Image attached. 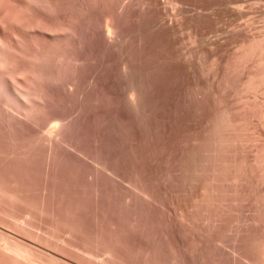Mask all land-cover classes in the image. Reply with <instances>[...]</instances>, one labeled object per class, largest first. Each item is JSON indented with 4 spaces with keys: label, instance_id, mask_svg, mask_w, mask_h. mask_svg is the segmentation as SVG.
Returning a JSON list of instances; mask_svg holds the SVG:
<instances>
[{
    "label": "rangeland",
    "instance_id": "rangeland-1",
    "mask_svg": "<svg viewBox=\"0 0 264 264\" xmlns=\"http://www.w3.org/2000/svg\"><path fill=\"white\" fill-rule=\"evenodd\" d=\"M87 1L0 0L25 103L0 89L24 110L0 109V264H264V57L233 60L264 0H156L168 38L138 1Z\"/></svg>",
    "mask_w": 264,
    "mask_h": 264
},
{
    "label": "bare ground",
    "instance_id": "bare-ground-1",
    "mask_svg": "<svg viewBox=\"0 0 264 264\" xmlns=\"http://www.w3.org/2000/svg\"><path fill=\"white\" fill-rule=\"evenodd\" d=\"M52 1V0H51ZM68 1V0H67ZM72 1V0H71ZM78 1V3H79V1H81V0H77ZM85 2H86V0H84ZM88 1H91V0H88ZM87 1V2H88ZM96 1V0H95ZM94 1V2H95ZM100 1V0H99ZM98 0H97V3L99 2ZM136 1H138V6L136 5V8L137 7H140L139 8V11H142L143 13L145 12V13H148V19H147V27H150V28H153L154 30H155V32H157V33H159L160 35H162L163 37H166V38H168V36H169V34L170 33H172L173 31H174V29H175V25H174V23L173 22H170V21H168V20H166L165 18H163L162 17V10L161 9H158V7L156 6L155 7V5L158 3L156 0H135V2ZM156 1V4L154 3ZM214 1H216V0H214ZM218 1H220V0H218ZM217 1V2H218ZM221 1H225V0H221ZM227 1V0H226ZM235 1V0H234ZM233 1V2H234ZM237 1V0H236ZM241 1V0H240ZM254 1V0H253ZM49 2V1H48ZM57 2V1H56ZM60 2V1H59ZM74 2V1H73ZM72 2V3H73ZM85 2H83V3H85ZM92 2V1H91ZM93 2V3H94ZM105 2V1H104ZM135 2L133 1V0H128V1H126L125 3H122V4H120L121 6H123L124 4V6H125V8H126V13H127V11L130 9V7H132L133 6V3L135 4ZM213 2V1H212ZM239 2V1H238ZM252 2V1H251ZM77 3V4H78ZM81 3V2H80ZM106 3V2H105ZM229 3H230V1H229ZM49 4V3H48ZM47 4V5H48ZM52 4H53V2H52ZM56 3H54V5H55ZM63 4V3H62ZM66 4V6L68 5V4H70V3H65ZM91 4V3H90ZM95 4V3H94ZM102 4H103V2H102ZM107 4V3H106ZM110 4V3H109ZM225 4H226V2H225ZM30 5V4H29ZM51 5V4H50ZM50 5H49V7H50ZM59 5H60V3H59ZM71 5V4H70ZM81 5V4H80ZM85 4H83L82 6H84ZM92 5V4H91ZM105 5V4H104ZM119 5V8H120V10L123 8V7H121ZM234 5V4H233ZM232 5V6H233ZM241 5V4H240ZM259 5V4H258ZM57 6V5H56ZM65 6V5H64ZM69 6V5H68ZM78 6V5H77ZM93 6V5H92ZM107 6V5H106ZM110 6V5H109ZM229 6V5H228ZM231 6V5H230ZM37 7H38V5H37ZM51 7H54V6H51ZM61 7H63V6H61ZM98 7V6H97ZM96 7V8H97ZM172 7V6H171ZM238 7V6H237ZM60 8V7H59ZM58 7H57V9H59ZM67 8V7H66ZM69 8V7H68ZM91 8V7H90ZM100 8V7H99ZM103 8H105V7H103ZM134 8V7H133ZM161 8V7H160ZM217 8V7H216ZM233 8V7H232ZM239 8H241V7H239ZM239 8H237L238 10H239ZM47 9V8H46ZM55 9V8H54ZM71 9H75V10H77L76 8H72V6H71ZM80 9V8H79ZM89 9V8H88ZM92 9V8H91ZM135 9V8H134ZM175 9V8H174ZM220 9V8H219ZM45 10V9H44ZM43 10V11H44ZM61 10V9H60ZM70 10V9H69ZM75 10L73 11V12H75ZM84 10V9H83ZM90 10V9H89ZM118 10V9H117ZM125 10V9H124ZM242 10V9H241ZM114 11H116V10H114ZM198 11H199V9H198ZM62 12V11H61ZM109 12V11H108ZM122 13H124L125 11H123V9H122V11H121ZM141 12V13H142ZM172 12V11H171ZM187 12H189V10L187 11ZM234 12V11H233ZM55 13V12H54ZM71 13V12H70ZM87 13H89L88 11H87ZM125 13V14H126ZM144 13V14H145ZM183 13V12H182ZM242 13V12H241ZM12 14V13H11ZM58 14V13H57ZM98 14V13H97ZM130 14V13H129ZM179 14V13H178ZM184 14V13H183ZM192 14V13H191ZM233 14V13H232ZM238 14V13H237ZM124 15V14H123ZM177 15V14H176ZM241 15V14H240ZM13 16V15H12ZM16 16V15H15ZM15 16H13V17H15ZM99 16V15H98ZM131 16H132V14H131ZM134 16V15H133ZM180 16H181V14H180ZM180 16H178V17H180ZM79 17V16H78ZM77 17V18H78ZM125 17V16H124ZM144 17H145V15H144ZM182 18H183V15L181 16ZM181 17L180 18H178L177 19V17H176V19H177V22L179 23V20L180 21H182L181 20ZM186 17V16H185ZM192 17V16H191ZM16 18V17H15ZM14 18V19H15ZM76 18V21H79L78 19ZM85 18V17H84ZM94 18V17H93ZM96 18H98L97 17V15H96ZM138 18V17H137ZM205 18V17H204ZM241 18H242V16H241ZM249 18V17H248ZM2 19V18H1ZM4 19V18H3ZM13 19V20H14ZM80 19V18H79ZM169 19H171V16H170V18ZM233 19V18H232ZM256 19V18H255ZM12 20V21H13ZM71 20V19H70ZM5 21H7V20H5ZM87 21V20H86ZM93 21V20H92ZM218 21V20H217ZM61 22V21H60ZM75 22V21H74ZM91 22V21H90ZM176 22V23H177ZM2 23V22H1ZM0 23V39L2 38V35L4 36L5 35V27L7 26H5L4 27V29H3V23L1 24ZM11 23V22H10ZM62 23V22H61ZM76 23V22H75ZM87 23V22H86ZM100 23V22H99ZM175 23V24H176ZM189 23L192 25V27L194 26H200V25H204L205 24V22H204V19H202V17L200 16V15H196L195 17H193V18H190V20H189ZM245 23H247V22H245ZM79 24V23H78ZM81 24V23H80ZM95 24V23H94ZM187 24V23H186ZM235 24V23H234ZM13 25V24H12ZM70 25H71V23H70ZM69 25V26H70ZM89 25V24H88ZM100 25H101V23H100ZM99 25V26H100ZM120 25V24H119ZM149 25V26H148ZM190 25V26H191ZM72 26V25H71ZM84 26V25H83ZM83 26H82V28H83ZM246 26H248V24L246 25ZM245 26V27H246ZM12 27V26H11ZM13 27H15V26H13ZM77 27V26H76ZM79 27H80V25H79ZM104 27V28H103ZM189 27V26H188ZM191 27V28H192ZM201 27V26H200ZM235 27V26H234ZM46 28V27H45ZM72 28V27H71ZM71 28H69L68 27V29H70L71 30ZM74 28V27H73ZM87 28V27H86ZM189 29V30H191V32H192V29ZM241 28H243V27H241ZM7 29V28H6ZM10 29H12V28H10ZM9 29V30H10ZM58 29V28H57ZM68 29L66 30V31H68ZM76 29V28H75ZM75 29H74V31H75ZM245 29V28H244ZM14 30V29H13ZM12 30V31H13ZM41 30H43V29H41ZM40 30V31H41ZM69 30V31H70ZM77 30V29H76ZM104 30V31H103ZM241 30V29H240ZM6 31H8V29L6 30ZM73 31V29L71 30V32ZM73 31V32H74ZM80 31V30H79ZM86 31V30H85ZM87 31H88V29H87ZM118 31H119V29H118ZM118 31H117V27H116V25H115V22H114V17H113V15L112 14H110V13H106L105 15H103V20H102V27H101V30L98 32L99 33V35L100 36H102L104 39H106L107 40V43H108V41H114V38H116V36H117V38H118ZM196 31H198V30H196ZM238 31H239V29H238ZM237 31V32H238ZM242 31V30H241ZM248 31V30H247ZM34 32H35V30H34ZM49 32V31H48ZM53 32V31H52ZM62 33H64L63 31H61ZM71 32H69L70 34H71ZM83 32V31H82ZM233 32V31H232ZM255 32V31H254ZM36 33V32H35ZM46 33V32H45ZM54 33V32H53ZM75 33V32H74ZM188 33V32H187ZM249 33V32H248ZM8 34H9V32H8ZM11 34V33H10ZM9 34V35H10ZM37 34V33H36ZM49 34V33H48ZM51 34V33H50ZM49 34V35H50ZM55 34V33H54ZM56 34H59V33H57L56 32ZM65 34V33H64ZM77 34V33H76ZM189 34H190V32H189ZM236 34V33H235ZM238 34V33H237ZM46 36H47V34H45ZM192 35V34H191ZM193 35H195V34H193ZM192 35V36H193ZM228 35V34H227ZM251 34H249V36H250ZM254 35V36H253ZM35 36V35H34ZM42 36V35H41ZM50 36H52V34L50 35ZM61 36V35H60ZM70 36H72V35H70ZM69 36V37H70ZM80 36H81V34H80ZM84 36V35H83ZM196 37H197V35H195ZM194 36V37H195ZM248 36V35H247ZM247 36H245V39H247L248 40V42L249 43H247V44H245L246 46H244V48H243V46H242V48L241 49H243V51L241 50V52H239L238 54L236 53V57H232L233 58V60L235 61L237 58V60H239V55H240V57H241V60H240V62L242 61V60H244L243 62H245V63H243V66H245V64H246V67L248 68V64H249V62H250V60H251V62H253L252 60L254 59V62L256 63V62H258L259 60H262L263 61V57H264V33L263 34H260V35H256L255 36V34L254 33H252V37H251V39H250V37L249 38H246ZM82 37V36H81ZM195 37V38H196ZM16 38V37H15ZM71 38V37H70ZM189 38H190V36H189ZM211 38V37H210ZM11 39V38H10ZM72 40H73V38H71ZM79 39H80V37H79ZM82 39V38H81ZM113 39V40H112ZM243 39V38H242ZM250 39V40H249ZM2 40V39H1ZM57 40V39H56ZM64 40V39H63ZM71 40V41H72ZM83 40V39H82ZM96 40V39H95ZM105 40V41H106ZM116 40V39H115ZM195 40V39H194ZM54 41V40H53ZM68 41V40H67ZM67 41H66V43H67ZM70 41V42H71ZM78 41H80V40H78ZM118 41H119V39H118ZM204 41V40H203ZM207 41V40H206ZM211 41V40H210ZM69 42V41H68ZM70 42H69V44H70ZM115 42V41H114ZM117 42V41H116ZM185 42V41H184ZM221 42H222V40H221ZM2 44H3V41L1 42ZM0 43V44H1ZM63 43V42H62ZM76 43V42H75ZM74 43V44H75ZM81 43V42H80ZM83 43V42H82ZM110 43V42H109ZM245 43V42H244ZM1 44V46H0V89L2 90V88L4 89V88H6L7 89V91H5V92H7V93H10V95H14V96H11L12 98L14 97V101L16 100V101H18V99L20 98L19 97V92L18 91H21L22 92V89L21 90H19L18 89V87L17 86H19L18 84H17V82H18V76L15 78V79H13V78H8L7 76H6V66L4 67L3 65H5V59H3L4 58V56L1 54L2 53V51H4V49L3 48H5V50H6V48L7 47H3L4 45H2ZM197 44V43H196ZM61 45V44H60ZM63 45H64V43H63ZM67 45V44H66ZM81 45V44H80ZM79 45V46H80ZM194 45V44H193ZM202 45V44H201ZM241 45H244V44H242L241 43ZM70 46V45H69ZM73 46V45H72ZM112 46V45H111ZM61 47V46H60ZM68 47V46H67ZM108 47V46H107ZM239 47V46H238ZM62 48V47H61ZM60 48V49H61ZM64 48V47H63ZM66 48V47H65ZM64 48V49H65ZM79 48V47H78ZM81 48V47H80ZM3 49V50H2ZM73 49H74V47H73ZM170 49V48H169ZM10 50V49H9ZM8 50V51H9ZM51 50V49H50ZM49 50V51H50ZM67 50V49H66ZM7 51V50H6ZM6 51H4V52H6ZM7 51V52H8ZM46 51H48V50H46ZM45 51V52H46ZM217 51V50H216ZM3 52V53H4ZM6 52V53H7ZM11 52H13V51H11ZM39 52V51H38ZM41 52H44V51H41ZM40 52V53H41ZM68 52V51H67ZM73 52V51H72ZM8 53H10V52H8ZM22 53V52H21ZM31 53V52H30ZM47 53V52H46ZM52 53V52H51ZM71 53V52H70ZM76 53H77V51H76ZM173 53V52H172ZM18 54V53H17ZM36 53H34V55H35ZM42 54V53H41ZM54 54V53H53ZM52 54V55H53ZM191 54V53H190ZM14 55H15V53H14ZM19 55V54H18ZM33 55V56H34ZM49 55V54H48ZM73 55H74V53H73ZM10 56V55H9ZM39 56V55H38ZM37 56V57H38ZM61 56V55H60ZM71 56H72V54H71ZM77 56V55H76ZM3 57V58H2ZM14 57V56H13ZM36 57V56H35ZM44 57V56H43ZM46 57H47V54H46ZM49 57V56H48ZM47 57V58H48ZM63 57V56H62ZM180 57V56H179ZM185 57H188V55H186ZM190 57H191V55H190ZM33 58V57H32ZM31 58V59H32ZM42 58V57H41ZM45 58V57H44ZM78 58V57H77ZM236 58V59H235ZM258 59V61H257V59ZM34 59V58H33ZM39 59H40V57H39ZM176 59V58H175ZM256 59V60H255ZM38 60V59H37ZM42 60V59H41ZM46 60V59H45ZM79 60V59H78ZM235 61L236 63L238 62V61ZM39 61V60H38ZM47 61V60H46ZM67 61V60H66ZM76 61V60H75ZM249 61V62H248ZM7 62H8V60H7ZM34 62V61H33ZM37 62V61H36ZM36 62H35V64H36ZM40 62V61H39ZM38 62V63H39ZM43 62V61H42ZM42 62H40V64L42 63ZM45 62V61H44ZM48 62V61H47ZM69 62V61H68ZM73 63H74V61H72ZM190 62V61H189ZM239 62V63H240ZM247 62H248V64H247ZM250 62V63H251ZM253 62V63H254ZM260 63H261V61H259ZM264 62V61H263ZM37 63V65L39 66L40 64H38ZM77 63V62H76ZM234 63V62H233ZM236 63H234V65H235V67H236ZM241 63V64H242ZM260 63H258V64H260ZM34 64V63H33ZM264 64V63H263ZM6 65H7V63H6ZM73 65V64H72ZM233 65V66H234ZM250 65L251 64H249V67H250ZM262 65V63L260 64V66ZM47 66H48V64H47ZM124 66V65H123ZM240 66V65H239ZM242 66V65H241ZM242 66V68L244 69V67ZM252 66H254V65H252ZM8 67V66H7ZM37 67V66H36ZM40 67H41V65H40ZM43 67V69L42 70H44V66H42ZM41 67V68H42ZM231 67V66H230ZM237 67H238V64H237ZM258 68H259V66H257ZM256 67V68H257ZM264 67V66H263ZM38 68V67H37ZM46 69H48L47 67H45ZM124 69H126V67L124 66L123 67ZM239 68V67H238ZM241 67H240V69H242ZM255 67H252V69L253 70H255L254 69ZM257 68V70H260L261 68H262V66H261V68L260 69H258ZM10 69V68H9ZM35 69V68H34ZM40 69V68H39ZM123 69V70H124ZM242 69V70H243ZM264 69V68H263ZM35 70H37V72L39 71L38 69H35ZM233 70V69H232ZM236 70V69H235ZM238 70V69H237ZM248 70V69H247ZM249 70H251V69H249ZM248 70V71H249ZM244 71V70H243ZM14 72V71H13ZM46 72V71H45ZM123 72V71H122ZM129 72V71H128ZM225 72H227V71H225ZM234 72V71H233ZM236 72V71H235ZM234 72V73H235ZM263 72H264V70H263ZM39 73H41V72H39ZM43 73V72H42ZM41 73V74H42ZM229 73V72H228ZM238 73V72H237ZM241 73V72H240ZM239 73V74H240ZM245 73V72H244ZM20 74V73H19ZM45 74V73H44ZM73 74V73H72ZM124 74H125V72H124ZM242 74V73H241ZM250 74V73H249ZM252 76H253V71H252ZM84 75V74H83ZM258 75V74H257ZM256 75V76H257ZM26 77L25 76V74L23 75L22 74V76L21 77ZM46 76V75H45ZM44 76V77H45ZM125 76V75H124ZM130 76V75H129ZM251 76V75H250ZM259 76V75H258ZM257 76V77H258ZM10 77V76H9ZM24 77H23V79H24ZM43 77V78H44ZM91 77V76H90ZM127 77V76H126ZM247 77H249V76H247ZM256 77V78H257ZM41 78V77H40ZM93 78V77H92ZM251 78V77H250ZM13 79V80H12ZM22 79V80H23ZM66 79V78H65ZM70 79V78H69ZM74 79V78H73ZM80 79V78H79ZM94 79V78H93ZM260 79V78H259ZM261 79H262V76H261ZM251 80V79H250ZM17 81V82H16ZM129 81V80H128ZM248 81H249V78H248ZM252 81H254V80H252ZM255 81H257V80H255ZM261 81V80H260ZM73 82V81H72ZM76 82V81H75ZM19 83V82H18ZM252 83V82H251ZM17 84V85H16ZM74 84V83H73ZM129 84V83H128ZM133 84V83H132ZM250 84V83H249ZM131 85V84H130ZM248 85V84H247ZM255 85V84H254ZM76 86V85H75ZM129 86V85H128ZM20 87H22V86H20ZM131 88H133V87H131ZM74 89H75V87H74ZM73 89V90H74ZM135 89V88H134ZM5 90V89H4ZM71 90V89H70ZM9 91V92H8ZM24 91V90H23ZM25 91H26V87H25ZM69 91V90H68ZM131 91H133V89L131 90ZM135 92V91H134ZM131 93V94H135V93ZM137 92V91H136ZM26 93V92H25ZM41 93V92H40ZM24 94V93H23ZM131 94H130V96H131ZM0 95H4V94H1L0 93ZM25 95V94H24ZM138 95V94H137ZM2 96H0L1 98H3ZM7 96H9V95H7ZM21 96V95H20ZM27 96V95H26ZM26 96H24V97H26ZM134 95H132V97H133ZM136 96V95H135ZM134 96V97H135ZM139 96V95H138ZM16 97V98H15ZM134 97H133V99L132 100H134ZM5 98V97H4ZM2 99V100H4L5 101V99H7L8 100V97L7 98H5V99ZM23 98V97H22ZM137 98V97H136ZM2 100H0V102L2 103ZM13 99H11V100H9L8 102H10V101H12ZM20 101H18V102H22V103H24L21 99H19ZM26 100V99H25ZM24 100V101H25ZM27 100H28V97H27ZM16 101H15V103H16ZM5 102H7V101H5ZM18 102L16 103V104H18ZM137 102V101H136ZM1 103H0V105H1ZM133 103V102H132ZM12 104H14V102L13 103H7V105H6V103H5V105H6V107H4L3 105H4V102H3V104L0 106L1 108L0 109H2V107L4 108V110H5V113L8 115V113H10V114H18L19 113V109L18 108H16L15 106H20V107H22L21 106V103H19L18 105H12ZM25 104V103H24ZM23 104V105H24ZM27 104H28V101H27ZM25 108H26V105L24 106ZM35 107V106H34ZM24 108V109H25ZM27 109V108H26ZM4 110H2L3 112H4ZM23 111L24 110H22V112L20 111V113H23ZM8 112V113H7ZM20 113H19V115H20ZM9 114V115H10ZM8 115V117H11V115L9 116ZM5 115H3V117H4ZM21 116V115H20ZM24 116V115H23ZM229 119V118H228ZM20 121V120H19ZM10 122H12V121H10ZM16 122V121H15ZM14 123V122H13ZM65 123V122H64ZM230 128V127H229ZM56 129V128H55ZM61 130V129H60ZM214 131V130H213ZM56 132V131H55ZM58 132H59V130H58ZM57 133V132H56ZM55 135V134H54ZM60 140V139H59ZM63 140V139H62ZM49 143V142H48ZM56 143V142H55ZM46 144V143H45ZM216 148V147H215ZM207 165V164H206ZM259 209L261 210V218L264 216V209L262 208V206H261V208L259 207ZM263 227V226H262ZM262 237V236H261ZM260 237V238H261ZM263 239V238H262ZM261 240V239H260ZM263 245H264V240H263ZM261 243V244H262Z\"/></svg>",
    "mask_w": 264,
    "mask_h": 264
}]
</instances>
